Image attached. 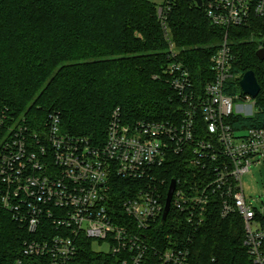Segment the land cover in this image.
Returning <instances> with one entry per match:
<instances>
[{
	"label": "built area",
	"instance_id": "obj_1",
	"mask_svg": "<svg viewBox=\"0 0 264 264\" xmlns=\"http://www.w3.org/2000/svg\"><path fill=\"white\" fill-rule=\"evenodd\" d=\"M168 1L157 8L161 20ZM202 6L222 29L223 41L209 59L213 79L200 89L168 42L164 73L181 101L180 115L132 122L115 108L102 144L64 132L57 113L29 141L26 127L5 128L0 208L38 236L23 241L13 264H191L196 231L216 206L222 218L241 217L246 253L253 264H264V206L246 201L241 181L251 166L264 169V129H234L228 121L238 113L234 102L254 106L255 99L226 94L242 77L232 72L229 30L234 36L248 30V37H258L257 49L264 47L257 23H264V0H204ZM174 155L195 171L169 179L164 192L160 169ZM172 179L175 189L162 221ZM164 224L169 231H160Z\"/></svg>",
	"mask_w": 264,
	"mask_h": 264
},
{
	"label": "trees",
	"instance_id": "obj_2",
	"mask_svg": "<svg viewBox=\"0 0 264 264\" xmlns=\"http://www.w3.org/2000/svg\"><path fill=\"white\" fill-rule=\"evenodd\" d=\"M168 4L161 20L152 0H0V120L5 119L0 141L6 127L18 125L26 127L29 141L50 113L59 115L64 132L94 144L104 142L115 108L132 122L180 115L181 101L164 73L168 42H174L200 89L213 79L209 59L223 41V31L196 0ZM257 23L264 30V23ZM230 32L232 72L253 70L261 90L252 114H233L228 121L236 130L264 129V60L256 56L258 37H248V30L236 36ZM238 82L226 94L237 93ZM192 169L174 155L160 169L166 178L163 191L169 179L190 177ZM159 229L169 231L166 224ZM33 238L38 236L0 208V264H13L23 241ZM243 240L241 217L222 218L219 207H213L190 245L191 264H253Z\"/></svg>",
	"mask_w": 264,
	"mask_h": 264
},
{
	"label": "rangeland",
	"instance_id": "obj_3",
	"mask_svg": "<svg viewBox=\"0 0 264 264\" xmlns=\"http://www.w3.org/2000/svg\"><path fill=\"white\" fill-rule=\"evenodd\" d=\"M157 6L162 4L163 0H152ZM237 93L241 94L240 87H237ZM244 102L236 101L233 104V110L243 115H250L255 111L251 104L242 105ZM242 185L246 201L255 207L264 206V169L262 166H251L250 171L242 176Z\"/></svg>",
	"mask_w": 264,
	"mask_h": 264
},
{
	"label": "water",
	"instance_id": "obj_4",
	"mask_svg": "<svg viewBox=\"0 0 264 264\" xmlns=\"http://www.w3.org/2000/svg\"><path fill=\"white\" fill-rule=\"evenodd\" d=\"M196 1H197L198 6L201 7L202 0H196ZM256 56L258 57L259 60H264V47L256 50ZM239 86H240L242 93L244 95L250 96L252 99H255L261 90L260 85L257 81V78L253 70H247L243 73L241 79L239 80ZM174 189H175V180L172 179L170 181L168 191L166 194L165 205H164V210L162 214V221L165 220L167 213L170 209V201H171V197H172V193Z\"/></svg>",
	"mask_w": 264,
	"mask_h": 264
}]
</instances>
